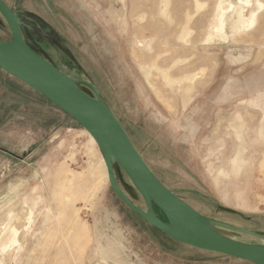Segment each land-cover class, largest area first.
<instances>
[{"label": "rangeland", "instance_id": "1", "mask_svg": "<svg viewBox=\"0 0 264 264\" xmlns=\"http://www.w3.org/2000/svg\"><path fill=\"white\" fill-rule=\"evenodd\" d=\"M4 1L50 29L45 33L58 47L48 49L52 60L99 90L168 189L206 217L264 236V0L254 26L236 31L230 22L219 31L217 24L221 7H229V17V2L238 6L240 0ZM241 3L248 18L251 9ZM0 40H11L1 15ZM62 52L72 55L71 65ZM141 66L152 67L155 90ZM159 68L169 69L174 80L195 81L168 86ZM85 131L0 68V238L8 213L35 214L32 225L25 224L28 238L12 244L4 236L9 255L0 247V262L252 264L179 243L136 215L114 193L103 155ZM235 156L241 164L233 165ZM116 175L145 210L125 172L118 168ZM74 225L87 236L73 232L67 240ZM220 230L246 243H264ZM74 237L83 243L80 249Z\"/></svg>", "mask_w": 264, "mask_h": 264}, {"label": "water", "instance_id": "2", "mask_svg": "<svg viewBox=\"0 0 264 264\" xmlns=\"http://www.w3.org/2000/svg\"><path fill=\"white\" fill-rule=\"evenodd\" d=\"M0 15L11 32V40H0V68L72 117L93 137L103 155L110 186L125 205L179 243L252 264H264V243H246L222 233L220 229L260 239H264L263 235L206 217L175 191L168 189L135 147L99 90L87 81L68 76L34 50L32 41L23 33L24 28L30 29L26 21L41 30L34 15L13 11L4 0H0ZM61 46L65 52L68 51L64 42ZM118 168L125 172L142 197L145 210L138 207L121 188L116 175ZM155 208L163 213L166 220L159 218Z\"/></svg>", "mask_w": 264, "mask_h": 264}, {"label": "bare ground", "instance_id": "3", "mask_svg": "<svg viewBox=\"0 0 264 264\" xmlns=\"http://www.w3.org/2000/svg\"><path fill=\"white\" fill-rule=\"evenodd\" d=\"M167 0H165V1H163V3L164 2H166ZM169 1V0H168ZM167 1V2H168ZM234 1V0H233ZM236 1H238V0H236ZM243 1L244 3H246L245 5L247 6H249L250 7V9H251V11H250V16L247 18L246 16H245V14H244V8L243 7H241V6H239L240 5V3ZM238 3H239V5L238 6H234V5H231V3L229 2V4H230V8H232L233 10H231V11H233L232 12V14L229 16V17H227V10L229 9V7H228V9L225 11L224 9H223V7H221L222 9H221V11H220V17H219V25L217 24V30L219 31V30H225V28H226V25H227V22H230L231 23V28L234 30V31H236V30H240V29H247V28H250L251 26H254V24H255V22H256V17H257V15H258V13H259V10H261V8L263 7V4L260 2V0H255V2L253 1V0H240ZM170 2V1H169ZM196 2V1H195ZM198 2V1H197ZM242 2V3H243ZM241 3V4H242ZM165 4V3H164ZM197 4V3H196ZM226 4V3H225ZM234 4V3H233ZM235 4H237V3H235ZM149 5V4H148ZM160 5H161V3H160ZM168 5V4H167ZM220 5H222V4H220ZM244 5V4H243ZM244 5V6H245ZM138 6V5H137ZM164 6H166V5H163V7ZM169 6V5H168ZM229 6V5H228ZM219 7V6H218ZM166 8H167V6H166ZM220 8V7H219ZM256 8V9H255ZM168 9V8H167ZM167 9H165L166 10V12L165 13H167L168 11H167ZM152 10V9H151ZM164 11V10H163ZM217 11V10H216ZM122 12V11H121ZM124 12V11H123ZM122 12V13H123ZM153 12V11H152ZM218 12V11H217ZM229 13V12H228ZM119 15H121V14H119ZM143 16L145 15V14H142ZM167 15V14H166ZM154 17H155V15H154ZM81 18V17H80ZM156 18V17H155ZM86 20H88L87 18H85ZM217 19H218V17H217ZM155 20V19H154ZM156 21V20H155ZM154 21V22H155ZM158 21V20H157ZM140 22V21H139ZM217 22V21H216ZM90 23V22H89ZM148 25V24H147ZM150 25V24H149ZM156 25H157V22H156ZM158 25H159V23H158ZM215 25V24H214ZM153 26V25H152ZM144 27V26H143ZM146 27V26H145ZM157 27H159L160 28V26H157ZM231 30V29H230ZM160 31V30H159ZM215 34V33H214ZM75 37H77V36H75ZM150 50V49H149ZM136 55V54H135ZM137 56V55H136ZM140 57V56H139ZM141 68L142 69H144L145 70V76H146V82L147 83H149L148 85H150V88H152L153 90H155V86H154V82L152 83L151 81H150V76H151V72H152V67H151V69L149 70V71H147L146 70V68H145V66H141ZM143 70V71H144ZM159 70L160 71H162L163 72V77H164V79L167 81V85L169 86L170 84L172 85L173 83H181L182 81H190V82H194L195 81V77L194 78H192V77H190V76H186L184 79H181L180 81H178L177 79L176 80H174V79H172L170 76L171 75H169V72H170V70L169 69H163V68H159ZM156 85V84H155ZM157 88V87H156ZM156 96V95H155ZM162 100V99H161ZM160 100V101H161ZM219 122V121H218ZM86 132V134L90 137V139H91V141L94 143V144H96V142L94 141V139H93V137L87 132V131H85ZM241 138V137H240ZM244 148V147H243ZM231 162L233 163V165H238V164H241L242 163V160H241V158H239V156H235V157H233L232 159H231ZM241 168V167H240ZM223 172H224V170L223 169H220V171H219V173H221V174H223ZM41 187V186H40ZM36 189V188H35ZM35 189H33V190H35ZM42 189V188H41ZM37 190V189H36ZM38 191V190H37ZM38 193H40V192H38ZM35 196V195H34ZM33 197V196H32ZM31 197V198H32ZM28 200V199H27ZM30 200V199H29ZM33 200V199H32ZM36 201H38V200H36ZM41 201V200H40ZM35 203H37V202H35ZM34 203V205H36ZM41 203V202H40ZM39 204V203H38ZM38 204L36 205V206H38ZM27 205V204H26ZM63 204H60V207L63 209ZM30 207V206H29ZM39 207V206H38ZM11 208V207H10ZM9 208V209H10ZM37 208V207H36ZM1 209V208H0ZM21 209V208H20ZM20 209H19V211H20ZM28 209V208H27ZM38 209V208H37ZM36 209V210H37ZM15 210V209H14ZM31 210H34V209H32V207H31ZM18 211V212H19ZM28 211H30V210H28ZM47 211H50V209L48 210L47 209ZM34 212V211H33ZM8 214H10L9 216H8V223H7V225H6V227L4 228V230H3V237H1L0 239V247H1V249L3 250L2 252H3V254H4V256H8L9 254H7L8 252V245L6 244V241L4 242V236H8V235H10L11 236V243L12 244H15V243H17L18 242V237H21V238H24L25 236H26V231H27V228L28 227H26V223H28L29 222V225L32 223V221H33V216L35 215L34 213H32V212H27V211H22V212H20V213H8ZM7 214V215H8ZM34 214V215H33ZM6 215V216H7ZM37 218H38V216H37ZM37 222V221H36ZM32 225V224H31ZM51 227H53V226H51ZM29 230V229H28ZM30 231V230H29ZM28 231V232H29ZM51 232V231H50ZM62 232V231H61ZM63 232H64V230H63ZM73 232L75 233V234H78V235H80L81 236V234L83 235V236H87V233L88 232H86V235H85V233H84V229H81V227L80 228H78V226H72L71 227V229L69 230V231H67L66 233H68L65 237L67 238V240H69V238H71L72 236H73ZM31 233V232H30ZM49 235H51V234H49ZM30 236V235H29ZM53 236V235H52ZM27 238H28V236H26ZM42 237V236H41ZM44 237H46V236H44ZM8 238V237H7ZM9 239V238H8ZM26 239V238H25ZM74 239H75V241H76V243H77V246H78V249H80L81 248V246L83 245V243L82 242H79L75 237H74ZM10 241V240H9ZM41 242V241H40ZM39 243V242H38ZM40 244H42V243H40ZM39 244V245H40ZM11 245V244H10ZM20 245V244H19ZM17 246V245H16ZM43 246V245H42ZM42 246H41V249H42ZM70 246H71V248H73V245H72V242H70ZM14 247V246H13ZM39 247V246H38ZM36 248H37V246H36ZM40 249V248H39ZM83 249V248H82ZM81 249V250H82ZM11 250V249H10ZM45 250V249H44ZM43 250V251H44ZM70 250V249H69ZM80 250V251H81ZM1 252V253H2ZM34 252V251H33ZM42 252V251H41ZM10 253V252H9ZM12 253V252H11ZM103 253V252H102ZM13 255V254H12ZM33 255V254H32ZM11 256V255H10ZM103 256H105L106 257V255L103 253ZM3 259H4V257H2ZM11 258H12V256H11ZM1 259V258H0ZM10 260V259H9ZM76 261H78V260H76ZM75 261V262H76ZM4 263V260L3 261H1L0 262V264H3ZM37 263V262H36ZM77 263V262H76ZM6 264V263H5ZM12 264H13V262H12Z\"/></svg>", "mask_w": 264, "mask_h": 264}, {"label": "flooded vegetation", "instance_id": "4", "mask_svg": "<svg viewBox=\"0 0 264 264\" xmlns=\"http://www.w3.org/2000/svg\"><path fill=\"white\" fill-rule=\"evenodd\" d=\"M35 16V15H34ZM36 17V16H35ZM37 22H39L40 20L36 17ZM26 24H28L30 26L29 28H24L23 29V33L26 35V38L30 39L32 41L34 50L42 57L48 59L49 61H51L58 69H60L62 72H64L65 74L68 75V73H66L57 63H55L52 60V57L49 55L48 53V49L51 47L53 49H57L58 47L56 46L57 43L55 42V45L52 43V41L47 37V34L45 33V31H50V29L45 30V26L41 25V30L36 29V25L34 23H29L26 21ZM37 31V32H36ZM63 53L64 56V61L68 62V64H72V58H70L68 54ZM69 65V66H70ZM69 76V75H68Z\"/></svg>", "mask_w": 264, "mask_h": 264}, {"label": "trees", "instance_id": "5", "mask_svg": "<svg viewBox=\"0 0 264 264\" xmlns=\"http://www.w3.org/2000/svg\"><path fill=\"white\" fill-rule=\"evenodd\" d=\"M159 212H160V214H161V217L163 218V219H165V216L163 215V213L158 209V208H156ZM166 220V219H165Z\"/></svg>", "mask_w": 264, "mask_h": 264}]
</instances>
